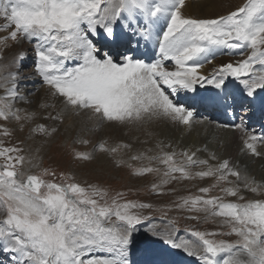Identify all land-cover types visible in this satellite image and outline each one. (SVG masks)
I'll return each mask as SVG.
<instances>
[{"label":"snow or ice","instance_id":"snow-or-ice-1","mask_svg":"<svg viewBox=\"0 0 264 264\" xmlns=\"http://www.w3.org/2000/svg\"><path fill=\"white\" fill-rule=\"evenodd\" d=\"M185 7L186 0H0V19L5 21L0 32L7 33L0 36V253L11 257L9 264H128L132 234L147 219L142 210L152 207L120 202L122 193L108 203L107 192L96 185L44 179L48 169L32 171L39 168L33 163L37 156L18 145L6 146L4 138L15 130L27 128L30 139L50 138L58 127L42 121L62 123L67 109L87 110L89 119L115 125L139 128L166 120L188 126L194 116L186 103L195 97L177 101L179 90L192 93L198 84L220 89L228 78L238 80L247 97L264 90V0H246L215 18L186 16ZM128 33L154 41L155 59L148 62L132 55ZM25 42L34 53L32 71L52 98L61 99V109L54 103H40L44 111L22 106L32 104L28 99L32 93H26L21 83L31 78L24 75ZM9 49L13 51L6 56ZM224 55L242 59L214 67L207 76L200 72ZM72 61L78 63L68 66ZM234 127L246 135L247 154L264 158L258 149L264 146V135L248 133L243 125ZM158 147L157 155H149L152 149H147L130 156L133 161H148L139 168L128 164L132 175L158 174L159 182L152 184L157 195L175 191L167 188L173 182L211 179L209 186L198 188L200 195L179 197L172 207L190 220L199 221L198 214L203 213L205 222L212 220L228 231L186 229L193 240L178 236L177 228L171 227L176 221L170 220L165 233L152 232L160 240H139L148 257L145 264H168V248L162 245L199 264H264V198L244 194L264 196V182L206 146L182 150L179 162L175 150H163L171 145ZM131 149L124 142L98 145L110 156ZM201 152L208 158H200ZM74 158L92 156L75 153ZM116 163L119 167L122 161ZM212 189L221 195H209ZM221 236L237 239H217Z\"/></svg>","mask_w":264,"mask_h":264},{"label":"bare ground","instance_id":"bare-ground-1","mask_svg":"<svg viewBox=\"0 0 264 264\" xmlns=\"http://www.w3.org/2000/svg\"><path fill=\"white\" fill-rule=\"evenodd\" d=\"M225 1H229V5L227 7L230 8L227 10L232 9L234 6L238 4L237 0H191L190 3H187L188 5L186 4V7L182 11L186 16H190V17L193 16L194 14H198L199 16L197 18H203L208 14L217 15L219 14L218 11L223 9L221 8V5H223ZM4 23L5 21L2 19L0 21V25ZM119 27L120 26L118 25V28ZM128 35L131 37V43H129L128 47L129 49H131L132 55L137 56L138 58H143V55H147L146 61L148 62L155 59L156 47L154 41H145L139 36H131V33H128ZM93 39L96 40L97 38L93 37ZM22 47L23 50L27 52V58L30 60L31 63H33L34 56L31 45H25V46L23 45ZM11 52L12 51H9V54ZM234 60H240V56H235V57L231 55L219 56L215 60H213L212 64H206L202 69H200V72L207 76L212 72L214 67H218L222 64L232 62ZM77 63L78 62L76 61H72L69 62L68 66L71 67ZM166 63L168 64L170 69H174L173 64H171L170 62H166ZM25 69L26 71L24 72V75L31 76L30 79L25 80L28 82L26 83V86L28 88L31 87L30 85H34L35 83L37 84L38 83L37 81L39 80H37L38 76H36L34 72H31V69L28 68L26 65H25ZM212 87H213L212 85H208V84H205L203 87H200V85L198 84L196 86L195 92L186 93L184 90H179V95L174 97V99L177 101H185L187 97H195V99L187 101L186 107H188V105H192L193 102H198V108L196 110H193L192 108L190 109L193 111L194 118L192 123L188 126L176 125L170 121L159 120V121L150 122L144 125L143 127L138 128L133 126L110 124L109 122L104 121L103 126L101 128L98 127L96 129L92 127L94 126L93 121L96 125H99V122L96 121L95 118H93L92 119L93 121L90 122L91 126L88 125L89 121H86V125L84 124L85 120H89V117L84 118V121L81 123V125L78 124L77 125L80 126V128H85L86 130L85 135L99 134L103 138L102 141H107L109 145H111V141L113 140H118L120 142L131 144L132 149L130 151L122 152L120 155V156H124L125 159L130 158L131 155L136 154L138 152L146 151L147 149H152V151L148 153L149 155H157L161 150V148L158 147V145L160 146L171 145V147L164 148L163 150L168 152L175 150V152L177 153L176 160L179 162L182 159V157H180L179 155V153L182 150L188 149L191 151H195L197 148H204L206 141L207 143L211 142L212 145H215V141H217L219 142L217 147L221 155L220 157L221 160L230 159L233 164H238L243 169H245L244 167L247 165L249 168L247 172L251 170L250 176L256 179L258 182H264V175L259 173L255 174L253 167L248 160V158H252L254 161H259L261 163V166L263 167L262 171L264 172V158L258 160L256 159V157L247 154V151L244 150V139H246V135L240 129L234 127L235 125H243L244 128L247 129L248 133H254L257 136L264 135V119L258 122L260 124L253 123L254 120L252 117L253 110L251 108V103L253 101L255 100L260 101L261 98L264 97V90L258 89L257 95L255 97H247L244 94L243 86L239 83L238 80L232 78H228L225 85L222 88L217 89L216 91L211 90ZM39 89L40 87L36 86V88H34L35 96H32L33 98L32 102H34V105L36 104V107H38V102H39V98H37L38 95L36 94V92ZM168 91L171 92V89H169ZM40 92L43 91L40 90ZM45 95L47 94L46 93L44 94L43 92V95L41 96L44 98ZM211 97H214L216 99V103H214V105L220 104V105H225V107H227V112L231 114L233 118V120L231 118L232 121L231 124L228 121H226L224 118H222V114H218L217 110L210 113V111H207L205 109L204 107L205 105L213 104V102L211 101L212 99ZM249 100L251 102H248ZM22 106L25 107V105ZM242 106H244L243 109ZM38 110L43 111L41 109ZM50 110L51 109H48V111ZM258 116L260 115L258 114ZM260 117L264 118V113ZM51 122L53 123L54 121ZM68 122L69 123L71 122V120L70 119L68 120V118L63 120V124L60 125L62 130L65 128L67 129L66 125L68 124ZM72 127L73 129L75 128V126ZM82 131L83 130L80 129L79 134L82 135ZM100 143L101 142L98 141L97 138H94L92 139L90 144H92L91 146H94ZM33 144H39V142H34ZM258 149L264 151V146H258ZM31 150L29 149V151ZM38 150H39L38 152H35V150L32 153L28 152L30 155L37 156V159L34 160L33 163L38 161L39 155L41 153L39 148ZM209 152L211 151L209 150ZM215 155L217 156L216 153ZM198 156L202 159L208 158V154L204 152L198 153ZM104 157L108 161L111 159L106 153H104ZM145 161H146L145 163L147 164L148 161L147 160ZM211 163H216V161H211ZM200 181L201 180L199 179L198 181H196V179L177 181L169 184V188L175 189V191H179L185 188V190L180 191L183 192V191H187L190 187H195L196 189H198L197 186H203L206 184L210 185L213 182L212 180H209L208 183H204ZM244 194L249 199L264 198V196H257L256 194H253L251 192H245ZM183 195L186 194L184 193ZM227 199H231V197ZM232 199L234 200L235 198ZM156 232L162 233V231H156ZM177 235L194 240V238L191 237V235L188 233L180 234V232L177 231ZM151 240H153V238ZM154 240H160V237L155 238ZM162 246L168 248V253L165 256V259L168 261V264H188V262H190L189 264H199V261H197L194 257H189L180 250L171 249L170 246L167 245H162ZM144 258L148 259V257L146 256Z\"/></svg>","mask_w":264,"mask_h":264},{"label":"rangeland","instance_id":"rangeland-1","mask_svg":"<svg viewBox=\"0 0 264 264\" xmlns=\"http://www.w3.org/2000/svg\"><path fill=\"white\" fill-rule=\"evenodd\" d=\"M190 1L191 0H186V4L190 3ZM245 2L246 0H237L238 4L234 6L232 9L227 10L230 8L227 7L229 5V1H225V3L221 5V8L223 9L218 11L219 14L217 15L208 14L203 18H215L219 15H224L229 11L236 10ZM194 16L195 18H197L199 15L194 14L191 17ZM1 20L2 19H0V21ZM6 34L7 33L5 32H0V36ZM23 45L25 46L29 44L25 42ZM9 51H13V49L7 50L5 53L6 56L9 54ZM240 59H242V57H240ZM25 62H26L25 65L31 69V72H33L32 69H33L34 60L33 63H31L30 60L27 58ZM37 80H39L37 81L38 82L37 84L35 83L34 85H30L31 87L27 88L26 86L25 88L26 93H32V95L28 96V99L33 101L32 96H35L34 88H36V86L40 87V89L37 90L36 92V94L38 95L37 98H39L38 107H36V104L34 105V102H32L30 108L32 110L40 111L38 110L39 104L43 102V103H54L57 106V110L61 109L63 107L61 99L52 98L49 94V90L46 87L41 86L43 84L41 78L37 77ZM21 83L22 85H26V83L28 82L24 80ZM40 90L43 91L44 94L45 93L47 94L44 96V98L41 96L43 95V92H40ZM25 107H29V105H25ZM50 111H52V109ZM90 114L91 113L87 110H81L79 113H76L73 112L71 109H67L63 113V120L66 118H68V120L69 119L71 120V122L70 123L68 122V124L66 125L67 129L66 128L63 130L61 129L60 125L63 124V122L52 123L51 121H42L43 123L46 124L48 123L49 125L57 126L58 134L55 133L50 138L36 136L30 139L27 128H25L23 132H20L19 130H15L12 137L4 138L6 146H10V145L21 146L25 149L26 154L28 152L32 153L34 152V150L35 152H37L36 149L39 148L41 153L39 155L38 161L34 162L39 165V168H34L32 169V171L39 172L43 169H48L50 174L44 176V179L46 180L55 183L75 182L85 187H87L88 185H96L107 192V196L105 199L107 200L108 203H111L112 198L115 197L117 193H122L123 195L118 198L120 202L134 201L137 203H147L152 205L151 208L142 210L143 215L147 217V219L143 220L141 224L137 225L136 230L132 234V243L128 247V255H127L128 264H131V262L132 264H145L144 261H146L147 259L144 258L146 255L140 249L138 243L139 240L143 239L144 237H147L148 239L153 238V240L155 238H159L158 236L152 235V232L162 231V234L165 233L167 228L169 227L170 220L176 221V223L171 225V227L177 228V231L180 232V234L182 233L190 234V232L186 231V229H195L200 231H205V230L228 231L227 227L221 229L216 223L212 222V220H208L207 222H205L203 219L204 216L203 213L198 214L201 217L199 221L190 220L185 218L186 214L179 213L174 209V207H172L173 206L172 202L177 201L179 197H185L189 195H200L198 189H196L195 187H190L187 191H183V192L180 191L185 190V188L179 191L167 192V194L157 195L152 191V184L159 182L160 176L158 174L152 173V174H148L145 177L134 176L132 175V168H129L127 166L128 164H131L133 168H139L141 166H145L148 164L145 163L146 162L145 160L133 161L130 158L125 159L124 156H120L122 152L118 154H114L113 155L114 157L108 155L111 159L109 158L110 159L109 161L106 160L104 157V153L98 150L99 144L94 146H91L92 144H90L92 139L94 138H97L98 141L100 142H102L103 138L99 134L85 135L86 133L85 128H80V126H78L81 125V123L84 121V118L89 117ZM86 121H89L88 122L89 124L88 123L87 124L91 126L90 122L93 120L92 119L85 120L84 122L85 125H86ZM103 123L104 121L99 122V125H96L93 121L94 126L92 127L96 129L98 127L101 128L103 126ZM72 126H75V128L73 129ZM80 129L83 130L82 135L79 134ZM33 140L34 142H39V144H33L34 143ZM82 141H88V143H83ZM116 141L117 143L120 142L118 140H113L111 141V145L116 144ZM218 143L219 142L215 141V145H212L211 142L207 143L206 141L207 145L205 144L204 147L206 146L207 149L211 151V153H216L217 157L220 158L221 155L217 147ZM210 146H212L213 148ZM29 149L32 150L29 151ZM75 153L90 154L92 156V159L77 160L74 158ZM256 159L261 160L263 158L256 157ZM117 160L122 161L119 167L117 166L116 163ZM248 160L251 163L255 174L259 173L264 175V172L262 171L263 167L261 166V163L259 161H254L252 158H248ZM154 166L163 167L162 165H158V164ZM104 167H106L107 169ZM244 168L246 170L249 169L247 165ZM248 173L249 175H251V170H249ZM69 177H71L72 179L69 180L68 179ZM209 180L211 179H205L201 181L204 183H208ZM196 181H198V179H196ZM207 186L209 185L206 184L197 187L199 188V187H207ZM167 188H169V185L167 186ZM184 193L186 195H183ZM219 194L221 193L219 192L218 189H212L209 195H219ZM231 200L233 199L231 198ZM101 203H104V201H101ZM170 208L171 210H169ZM217 239H225V240L233 241L237 238L235 236H221V237H217ZM96 255L103 256L109 259L111 258L110 254L106 252H97ZM10 259L11 257L8 256L7 254L0 253V264H9ZM140 259H142L143 261ZM189 263L190 262H188V264Z\"/></svg>","mask_w":264,"mask_h":264}]
</instances>
